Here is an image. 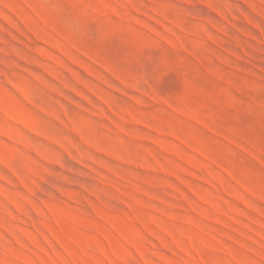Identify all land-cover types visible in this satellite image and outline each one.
I'll return each mask as SVG.
<instances>
[{
    "label": "rangeland",
    "instance_id": "1",
    "mask_svg": "<svg viewBox=\"0 0 264 264\" xmlns=\"http://www.w3.org/2000/svg\"><path fill=\"white\" fill-rule=\"evenodd\" d=\"M0 264H264V0H0Z\"/></svg>",
    "mask_w": 264,
    "mask_h": 264
}]
</instances>
